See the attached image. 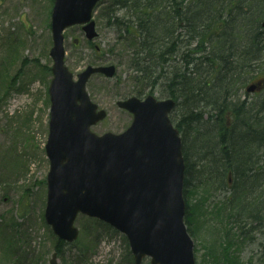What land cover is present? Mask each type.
I'll return each instance as SVG.
<instances>
[{
	"label": "rangeland",
	"instance_id": "obj_1",
	"mask_svg": "<svg viewBox=\"0 0 264 264\" xmlns=\"http://www.w3.org/2000/svg\"><path fill=\"white\" fill-rule=\"evenodd\" d=\"M52 1L0 0V264H48L51 254L56 252V236L42 217L49 168L44 145L50 106L47 87L51 76ZM109 2L101 0L94 12L97 35L92 41L85 38L79 25L64 30L65 61L74 75L89 64L115 61L113 77L93 74L86 84L91 99L107 113L102 121L91 127L97 134L119 133L129 125L132 115L118 108L116 101L136 93L139 97L149 93L148 87L137 92L141 86L134 82L125 54L113 59L105 52L108 47L116 46L115 31L106 24L102 12ZM123 14V9L115 7V15ZM181 31L184 33V29ZM260 60V67L264 68V55ZM176 63L171 62L172 65ZM262 73L258 78H264ZM4 89L6 92L3 93ZM238 93L241 100L257 99L252 94L247 95L244 88ZM151 94L158 99L167 97L163 84L156 85ZM256 97H264V89ZM194 106L201 109V119L192 126L200 131L213 129L216 113L212 108L204 102ZM186 111L185 104L179 99L170 113L172 122L177 125ZM182 133L180 130L181 136ZM196 138L190 131L186 142L193 143ZM190 158L195 161L192 155ZM263 191V183L252 192L236 195L231 187L219 189L217 184H208L195 189L191 195L186 193L185 206L192 234L188 233L193 241L195 264H231L228 257L240 264H264ZM196 198H206L205 204L196 207ZM219 202H224L225 207L217 215L215 207ZM252 207L259 209L252 217L260 220L247 217ZM87 221L84 216L76 219L78 238L61 248L64 259L58 256L57 264H118L126 261V245L121 236L97 226L92 228ZM5 222H12V225L5 227ZM85 229H95L92 245L84 234ZM12 233L14 239L11 240ZM78 247L87 250V260L83 257L81 263H78Z\"/></svg>",
	"mask_w": 264,
	"mask_h": 264
},
{
	"label": "water",
	"instance_id": "obj_2",
	"mask_svg": "<svg viewBox=\"0 0 264 264\" xmlns=\"http://www.w3.org/2000/svg\"><path fill=\"white\" fill-rule=\"evenodd\" d=\"M98 1L54 0L51 11L45 222L58 239L72 242L78 235L76 216L94 217L126 237L135 264L145 257L150 264H195L183 222L181 140L168 117L174 100L149 94L143 100L117 101L133 114L131 124L121 133L97 135L90 126L106 112L97 110L85 83L93 72L112 76L114 66H88L74 81L64 65L63 29L86 23V37H95L90 19ZM263 82L246 91L259 89ZM49 264H57L55 253Z\"/></svg>",
	"mask_w": 264,
	"mask_h": 264
},
{
	"label": "trees",
	"instance_id": "obj_3",
	"mask_svg": "<svg viewBox=\"0 0 264 264\" xmlns=\"http://www.w3.org/2000/svg\"><path fill=\"white\" fill-rule=\"evenodd\" d=\"M115 7L124 14L115 15ZM102 12L106 24L115 31L116 43L105 52L113 59L126 55L133 80L141 86L137 92L148 87L152 93L156 85L163 84L168 97L176 104L179 99L185 104L187 111L175 125L183 132L184 197L208 184H217L219 189L231 187L234 195L264 184V97L254 94L257 99L249 102L241 100L238 93L264 72L260 67L264 0H110ZM173 61L177 63L172 65ZM199 102L216 113L209 131L192 126L201 119V109L194 106ZM190 131L197 136L193 143L186 142ZM205 199L196 198V207L205 204ZM224 207L225 203L219 202L216 214ZM253 207L247 217L259 213ZM87 220L92 228L114 232L101 221ZM185 223L192 234L187 211ZM90 230L85 229L84 234L92 245L95 229ZM121 238L127 256L118 264H134L127 241ZM63 246L56 240L54 250L62 259ZM85 252L78 247V263L83 257L87 260ZM228 259L231 264H240Z\"/></svg>",
	"mask_w": 264,
	"mask_h": 264
}]
</instances>
